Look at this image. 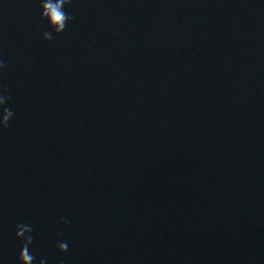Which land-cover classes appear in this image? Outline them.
I'll use <instances>...</instances> for the list:
<instances>
[{
    "label": "water",
    "instance_id": "obj_1",
    "mask_svg": "<svg viewBox=\"0 0 264 264\" xmlns=\"http://www.w3.org/2000/svg\"><path fill=\"white\" fill-rule=\"evenodd\" d=\"M66 11L0 0V264H264V0Z\"/></svg>",
    "mask_w": 264,
    "mask_h": 264
},
{
    "label": "clouds",
    "instance_id": "obj_2",
    "mask_svg": "<svg viewBox=\"0 0 264 264\" xmlns=\"http://www.w3.org/2000/svg\"><path fill=\"white\" fill-rule=\"evenodd\" d=\"M72 0H39L40 19L46 20L50 31L42 32V38L46 41L53 39V34H61L66 27V24L71 22L74 17L68 14L66 7L71 6ZM6 68L5 61L0 57V72ZM7 88L0 87V130L7 129L9 121L13 118L14 112L6 107V104L11 100V97L6 94ZM61 223L68 224L67 218L62 217ZM15 237L21 242L18 261L19 264H35L36 257L30 251L34 237L32 235L33 228L27 222L17 223L14 227ZM56 249L63 253L68 250L66 241H57ZM39 264H45L44 259L39 260Z\"/></svg>",
    "mask_w": 264,
    "mask_h": 264
}]
</instances>
